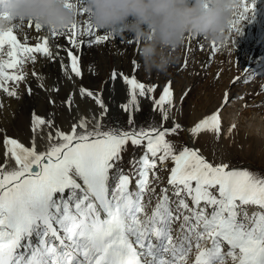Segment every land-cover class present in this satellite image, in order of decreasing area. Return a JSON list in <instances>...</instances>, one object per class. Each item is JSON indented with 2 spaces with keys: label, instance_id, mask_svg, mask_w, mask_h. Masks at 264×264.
Masks as SVG:
<instances>
[{
  "label": "snow or ice",
  "instance_id": "1",
  "mask_svg": "<svg viewBox=\"0 0 264 264\" xmlns=\"http://www.w3.org/2000/svg\"><path fill=\"white\" fill-rule=\"evenodd\" d=\"M256 2L251 0V5L254 7ZM3 3L0 0V5ZM67 6L86 19L82 32L78 20L63 31L48 29L52 37L65 38L71 45L65 48L57 43L55 56L47 36L34 46L21 43L14 34V30L23 29L21 24L0 31V89L8 96L17 95L19 82L26 78L24 64H34L35 54L55 60L59 50L65 51L70 64L65 66L61 60V68L71 80V74L82 77L79 56L72 51L84 43L78 36L89 37L88 44H100L120 35L95 33L97 28L86 0H68ZM248 11L245 0H241L231 28L248 19ZM33 26L37 32L43 29L28 23V27ZM134 41L141 43L135 38ZM221 47L212 41V55ZM133 64L135 71L138 64L135 60ZM66 67H70L71 74ZM32 74L37 75L35 71ZM117 75L113 69L111 79H117ZM119 76L129 86L130 104L136 110L137 97L156 90L155 85L146 86L134 75ZM10 81L14 85L11 89ZM80 95L91 98L102 109L99 118H81L69 133L58 128L55 135L49 131L48 141L58 142L46 144L45 151H37L35 135L31 147L5 136V159L0 164V264H189L193 249L194 264H225L228 259L232 264H264V212L249 216L243 207L251 204L264 209V177L247 169H230L227 164L214 165L198 149L184 146L176 152L165 139L182 127L175 121L172 128L163 130H104L100 120L107 107L100 94L81 86ZM150 98L153 111L161 113L162 123L167 121L173 106L171 82L158 99ZM65 103L71 106V94ZM122 107L129 110L127 104ZM218 113L219 109L188 131L193 136L202 130L218 135ZM33 117L34 133L45 124L54 126L53 121L35 113ZM129 142L146 148L138 160L130 161L136 177L135 190L129 187L132 177L119 166ZM169 160L174 165L167 181L171 196L168 187L157 194L153 186L162 179L156 172L158 162L163 170ZM9 161H14L15 167L10 168ZM177 221L179 228L174 229ZM204 241H210V246L204 247ZM222 242L228 246L226 252Z\"/></svg>",
  "mask_w": 264,
  "mask_h": 264
},
{
  "label": "rangeland",
  "instance_id": "2",
  "mask_svg": "<svg viewBox=\"0 0 264 264\" xmlns=\"http://www.w3.org/2000/svg\"><path fill=\"white\" fill-rule=\"evenodd\" d=\"M257 4L258 3L256 2L254 7L259 10ZM237 29H239V31H237ZM106 32L107 31H102L101 35L105 34ZM236 35L239 36V41H236L235 43L233 42L232 36L236 37ZM243 35L244 32L241 30V28H237L236 26L231 28L227 43L226 45L222 46L224 48V55H221L222 58H220V63L217 62V59L221 51H218L217 54L212 55V50L209 46L210 42L207 39L199 36V41L196 43L203 45L201 52L196 53L192 59L184 60L183 58L180 59L178 54L171 55L173 62L167 72L164 73L155 71L148 73L144 71L139 57L138 49H140V43H136V51L134 57L131 60L125 57L126 53H124L123 48L122 51L118 52L120 57H122L120 60V63L122 64L121 73H124L130 78L131 75H134L139 82L144 83L146 86L155 85L156 90L145 97L138 96L137 99L139 103V110H136V107L130 104L129 86L122 80H120L121 82L118 81L116 84V92L113 88L111 95L104 94L103 100L107 107V113L100 120L103 129L108 130L119 128L122 130H139L143 128L147 131L150 128H157L163 130L172 128L173 121L178 120L175 123H178L182 127L177 129L175 133L167 134L165 139L174 145L176 152H179L184 146L194 149V147L191 145V142L185 136V129L187 130L188 128H191L190 126L194 119H197L198 115L200 114H207L209 116L211 114L217 113V110L219 109L218 117L220 118V121L222 122L225 129L228 128V130H230L229 128H232L233 130L236 128L237 130H235L239 134H234L233 140L229 139V143H227L228 145L224 144L221 146V140L219 139L213 146H207L206 144H196L195 149H198L200 154L208 162L213 163L214 165L227 164L230 169H247L261 177H264V116L261 120V117H259L260 112L256 113L255 115L254 110H250V108H245L242 106L243 103L245 104L247 102V93L256 87L260 90L259 94L262 93L264 95V44L260 48L261 50H259V55L255 56V59H253L250 64L249 61H247L246 69L248 70V73H246L245 70L243 71V66L246 63L245 59L254 51V49H251L250 51V47H245V41L241 38ZM122 36H113L109 41L100 43V53H102L103 56L108 55L109 47H106L111 44V41L114 37L115 45H127L129 42H127L125 39L120 40ZM184 44L186 43L184 42ZM184 44L174 51L178 52L179 49H183V46H185ZM104 48H106L105 53L102 52V49ZM133 60H135L138 64V67L135 68V71H133ZM185 61L187 62L186 66ZM201 61H203V63ZM127 64H132V72L130 73L129 70H131V67ZM233 66L236 68L234 72ZM80 68L83 69L82 66ZM242 71V74L244 75H242L238 80H236L235 83H233L231 76L238 75ZM160 77H163V79L165 77H169V79L165 80L161 85L159 83L160 81H157L160 79ZM169 82H171L173 105H177L178 108H183L184 113L179 116V112L175 111L174 109H170L169 119L162 123L161 113L158 110L153 111V99L150 97H155L158 99L163 91L162 88L168 85ZM175 84L178 85L180 91L176 90ZM159 87H162L161 90L158 89ZM28 89H31V93H29L30 97L32 99L34 98V100L37 99L38 96H33V88L29 84ZM226 92L228 94L227 102L224 100ZM185 93H187V95H185ZM51 97H53L52 94L45 96L43 105L44 112L49 113L50 110H52L53 113H59L60 111L67 113L66 105H64L61 101H54V103H50V100L53 101ZM31 102L33 104L25 105L27 110L32 109V107L36 106L38 103L36 101ZM196 103L199 104L197 105ZM126 104L129 105V110L127 111L122 107V105ZM165 107H167V105ZM9 108L12 109L10 106H7L5 110H8ZM95 109L97 112L96 114H100L102 111L98 105L95 106ZM16 110L18 117L14 118L13 124L11 123L10 119L6 120L9 123L5 126V128L8 129L7 134L1 133L2 129L4 128H2L0 122L1 146H4V139L5 136H8V134L18 141L24 142L25 140L26 142H33L34 134H32V119L29 118V115L25 109ZM69 113L74 117L75 123H77L79 120L76 119L77 110L74 105L70 106ZM236 113L237 116L240 117L238 124H230L228 117L231 115H236ZM130 118L132 120L131 124H129ZM50 119L53 121L55 127H58L59 124L63 122L52 118ZM45 120L47 121V119ZM89 128L91 127L89 126ZM77 130L80 131V129ZM145 151L146 148L144 144L140 146H133L129 142L121 153L122 162L119 166L123 169L125 174H129L132 177L131 184L129 186L130 190H133V187L136 188V177L133 171V164L130 163V161H133V158L138 160L145 153ZM2 163L3 160L0 157V164ZM173 166V163L169 160L166 162V168L161 170L158 162L156 172L157 175L162 179L158 182H154L153 184V186L156 188L157 194L160 193L161 188L168 187L169 195L171 196L172 189L168 185L167 181L170 169ZM149 179H152L151 174ZM147 199L148 197H145V200ZM172 199H175V197H172ZM153 202H155V199H153ZM154 204L155 203H153V205ZM189 204L191 206V201H189ZM243 207L249 216H252L253 214L249 213V208L252 207L255 209V213L264 212V209L257 205L249 204ZM210 211L211 209H209V212ZM177 223L179 222L177 221L173 224V228L178 225ZM223 244L225 246L223 250L226 252L228 250V246L226 243L222 242V245ZM203 246H210V241H204ZM227 262L228 264H232L231 259H228Z\"/></svg>",
  "mask_w": 264,
  "mask_h": 264
},
{
  "label": "bare ground",
  "instance_id": "3",
  "mask_svg": "<svg viewBox=\"0 0 264 264\" xmlns=\"http://www.w3.org/2000/svg\"><path fill=\"white\" fill-rule=\"evenodd\" d=\"M245 3L249 7V11L247 13L248 19L241 20L243 22L240 21V23L236 25V27L241 28V30L244 32V35L240 37L245 41V47H250V51L251 49H254V51L251 54L249 52L250 57L248 56L249 58L247 57L245 59L246 63L243 66V71L245 70V72L248 73V70L246 69L247 61H249L250 64L253 61V59H255V56L259 55L260 52L259 50H261L260 48L264 44V0H260V1L257 0L258 3L257 7H259V10H257L255 7L251 5V0H245ZM85 19L86 16L77 14V20L80 22L81 32L83 31ZM101 32L102 30H98V29L95 30V33L97 35H101ZM14 34L18 36V39L20 40L21 43H27L29 46H34L37 42L42 43L41 38L47 36L49 38V44L51 46L54 56L55 53L58 51V49L56 48L57 43L64 46L65 48H71V45L67 43V40L65 38H60V39L54 38L51 36L49 30L45 28L37 32L34 29V26L28 27V23L23 25L22 30L19 29L14 30ZM25 35H27L28 37L27 40H25ZM119 36L120 37L122 36L120 40L125 39L127 42L129 40H133V42L131 44L128 43L127 45L124 46L115 45V37H114L113 40L111 41V44L106 47V48L109 47V53L107 56H103L102 53H100L101 52L100 44H95V43L88 44L87 40L90 39L89 37L84 35L78 36V40L84 41V43L79 44L78 47L72 49V51L75 55L79 56L80 67L81 66L83 67V69H81L82 77H76L74 74H71L70 67H66V71L68 72V74L72 75L71 80L68 79V76L65 74V71L62 70L61 68V60H63L65 66H68L70 64L69 58L67 57L65 51L59 50V56L55 57V60L42 56L38 53L35 54L37 59L34 64L31 62H27L24 64L23 71L26 73V78L24 81L19 82L18 87L16 88L17 95L8 96L2 89H0V105H2V107H0V122L2 128H4L2 129L1 133L2 134L8 133V129H6L5 126L9 123L6 120L10 119L11 123L13 124L14 118L18 117V115L16 114L17 112L16 109H25L29 115V118L32 119V123L34 118L33 113H35L36 116L43 117L47 120H51L50 118H52V119H56L57 121H63L61 124H59L58 127L53 126L50 128L48 127L47 124H45L41 126V129L38 130L36 133L34 132L32 133L35 135V143L37 146V151L39 152L45 151L46 144L57 142V141H51V142L48 141L47 133L49 131H51L53 135H55V131L58 128L59 130L65 133H69L71 131L72 125L75 123L74 117L69 113L70 107L65 103V101L67 100L70 94L72 95L71 106L74 105L77 110L76 119L80 120L81 118L86 117L91 121L93 115L99 118L100 114H96L97 112L95 109V106H97V104L95 103L94 100H92L87 96H84L82 98L80 95V87L83 86L86 89L92 90L94 93L100 94L102 99H104V94L111 95V91L113 90V88L115 89L116 92V88H117L116 84L118 83V81L121 82L120 80L123 81V79L120 78L119 76V73H121L122 71V66H121L122 64L120 63L122 57H120V54L118 52L122 51V49L124 48V53H126L125 57L131 60L134 57L136 51V43L134 41V38L130 34L120 33ZM199 38H200L199 36L192 35V38L190 40L189 35H187L185 38L186 44H184L185 46H183V49H179L178 52L173 51L171 55L178 54L180 56V59L183 58V60L192 59V57L196 55V53L201 52V50L203 49V47H201L200 44L196 43L199 41ZM232 39L233 42L236 43V41H239V36L237 35L236 37L232 36ZM209 46L211 49V42ZM106 48L102 49V52L105 53ZM219 51H221V53L217 59L218 63H220L221 61L220 59L222 58L221 55H224L223 53L224 48L221 47ZM201 62L203 63V61ZM127 65H130L131 67L129 73L132 72V64H127ZM113 69H115L118 74L117 79L115 80L111 79V74ZM235 70L236 68H234L233 66V72ZM8 71L11 72L13 70L9 69ZM33 71L37 73L36 76L32 74ZM243 71L240 74L235 75L236 77L231 76V79L234 80L236 78H240L242 75H244L242 74ZM132 76L133 75H131V77ZM163 77H160V79L157 80L160 81L159 83L161 85L165 80L169 79L170 76L165 77L164 79ZM28 84L33 88V94H34L33 96H38L37 99L34 100V98L32 99L30 97ZM8 86L10 89L14 87L11 81L9 82ZM175 87L177 91H180L178 85L175 84ZM161 88L162 87H159L158 89L161 90ZM54 89H58V91ZM259 91L260 90L256 87L255 89L248 92L246 96L247 102L245 104L243 103L242 106H244L245 108H250V110H254L255 115L256 113L260 112L259 117H261L262 120L264 116V95L262 93L259 94ZM51 94L53 95V97H51L53 101L55 102L61 101L64 105H66L67 113L61 111L59 113L56 112L53 113L52 110H50L49 113L44 112L43 105L45 101V96ZM31 101H36L38 103L36 106L32 107V109L27 110L25 108V105L33 104ZM196 104L198 105L199 103ZM7 106H10L12 109L9 108L8 110H5ZM171 109H174L175 111L179 112V116H181L184 113V109L178 108L177 105H173ZM207 116H208L207 114H200L198 115V117L196 116L197 119H194L190 127L192 128L196 123H198V121L199 122L202 121ZM239 118L240 117L237 116L236 113V115H231L230 117H228V121L230 122V124L233 125L238 124ZM218 120L220 124V131L218 135L215 131L202 130L199 134L193 136L192 133L188 131L191 128H188L187 130L185 129V136L191 142V145L194 147V149L196 144L199 145L206 144L207 146H213L219 139L221 140V146L224 144L228 145L227 143H229V139L233 140L234 137L233 135L239 134L236 132L237 130L236 128H234L233 130L232 128H229L230 130H228V128L225 129L219 117ZM177 121L178 120H176L175 122ZM89 126L92 127V123H89ZM7 137H11V136H9L8 134ZM19 142L24 144L26 147L32 146L31 141L26 142L24 140V142L22 141ZM4 152H5V147L3 145L2 146L0 145V157L2 158L3 162L5 159ZM9 165L10 168L15 167L14 161H9ZM135 189L136 188L133 187V190ZM249 209H250L249 213L251 214L255 213V209L253 207ZM177 224L178 225L174 227V229L179 228V223ZM222 247L223 249L225 248L224 244L222 245ZM194 260H195V249H193V252L189 254V264H194Z\"/></svg>",
  "mask_w": 264,
  "mask_h": 264
},
{
  "label": "clouds",
  "instance_id": "4",
  "mask_svg": "<svg viewBox=\"0 0 264 264\" xmlns=\"http://www.w3.org/2000/svg\"><path fill=\"white\" fill-rule=\"evenodd\" d=\"M67 5L68 0H4L0 31L29 22L63 31L77 21ZM86 7L98 30L128 33L141 42L145 72L164 73L189 34L226 45L241 0H86Z\"/></svg>",
  "mask_w": 264,
  "mask_h": 264
}]
</instances>
